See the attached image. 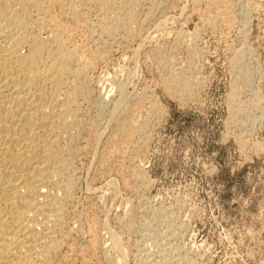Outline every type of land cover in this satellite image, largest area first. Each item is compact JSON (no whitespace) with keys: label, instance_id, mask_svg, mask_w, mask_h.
Wrapping results in <instances>:
<instances>
[{"label":"rangeland","instance_id":"obj_1","mask_svg":"<svg viewBox=\"0 0 264 264\" xmlns=\"http://www.w3.org/2000/svg\"><path fill=\"white\" fill-rule=\"evenodd\" d=\"M223 7L225 23H203ZM135 11L133 30L107 37L90 36L96 27L88 30L63 17L73 33L70 47L92 61L90 100L82 106L89 125L82 142L88 146L74 162L70 209L79 218L67 220L78 230L74 243L90 264H118L112 231L126 245L128 264H138L152 248L165 249L174 264H264V148L259 149L264 144V0H138ZM53 12L60 16L61 8L56 5ZM168 61L175 71L187 69L201 79L193 98L178 100L163 89ZM118 81L129 83L126 105L135 103V95L140 98L132 105L133 118L149 133L146 141L135 138L140 147L130 146L127 159L109 157L107 151ZM153 101L158 117L149 113ZM92 126L105 133L96 149L90 142ZM136 161L145 184L136 185L128 172ZM111 178L114 187L107 189Z\"/></svg>","mask_w":264,"mask_h":264},{"label":"bare ground","instance_id":"obj_2","mask_svg":"<svg viewBox=\"0 0 264 264\" xmlns=\"http://www.w3.org/2000/svg\"><path fill=\"white\" fill-rule=\"evenodd\" d=\"M137 3L138 0H0V264H76L77 261L90 264L74 243L73 234L78 230L70 228L67 220L72 215L79 218L70 209L76 186L74 162L88 146L82 142L89 128L88 114L82 106L90 100L88 72L92 61L70 47L73 33L65 29L63 17H69L76 26L88 30L96 27L90 31V36L98 32L97 35L107 37L135 28ZM56 5L61 8L60 16L54 15ZM223 8L216 16L204 18L203 23H225L228 12ZM94 14L97 16L95 23L92 21ZM192 37L190 40L195 39L196 33ZM171 65L170 61L163 65L165 71L160 82L163 89L178 100L193 98L201 79L192 76L187 69L177 72ZM135 75H128L126 81H131ZM126 84L129 83L120 81L116 85L120 97L108 120L113 135L106 141L109 157L125 159L130 146L140 147V142L135 140L137 136L143 137L142 141L149 137L147 125L133 118L132 105L137 103L138 106L140 98L135 95L132 97L134 104L124 103ZM144 94H149V90ZM149 113L159 116L156 101ZM91 130V146L96 149L105 133L101 136L102 127L92 126ZM263 148L264 144L260 145L259 149ZM141 165L136 161V168L128 171L136 185L146 183ZM114 179L111 178L105 188H113ZM111 233V248L118 252V264H128L126 245L118 233ZM171 233L165 236L171 238ZM171 245L170 248L175 244ZM150 252L139 257L138 264L173 263L167 259L165 249ZM180 259L183 260L181 255Z\"/></svg>","mask_w":264,"mask_h":264}]
</instances>
